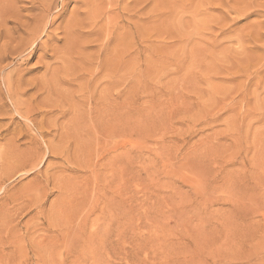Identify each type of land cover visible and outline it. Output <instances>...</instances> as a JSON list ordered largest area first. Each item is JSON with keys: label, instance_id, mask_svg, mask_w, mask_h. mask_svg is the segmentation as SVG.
<instances>
[{"label": "rangeland", "instance_id": "1", "mask_svg": "<svg viewBox=\"0 0 264 264\" xmlns=\"http://www.w3.org/2000/svg\"><path fill=\"white\" fill-rule=\"evenodd\" d=\"M0 264H264V0H0Z\"/></svg>", "mask_w": 264, "mask_h": 264}]
</instances>
